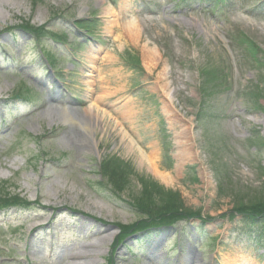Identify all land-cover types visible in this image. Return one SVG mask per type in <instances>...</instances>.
I'll use <instances>...</instances> for the list:
<instances>
[{"label":"rangeland","instance_id":"rangeland-1","mask_svg":"<svg viewBox=\"0 0 264 264\" xmlns=\"http://www.w3.org/2000/svg\"><path fill=\"white\" fill-rule=\"evenodd\" d=\"M113 1L115 6L107 0H0V30L32 24L49 27L52 33L62 36L67 33V19H72V23L82 17L91 23L96 21L87 26L94 40L109 42V57H99L98 66L94 65L97 72L88 81L83 77L88 73L87 67H93L92 59L88 63L91 44H74L75 62L63 58L54 42L43 44L54 68L62 72L70 95L83 101L92 90L95 96L93 103H88V99L86 107L78 110V115L92 120L84 123L76 117L67 125H49L45 117H40L47 105L45 91L36 86V81L45 83L47 79L40 73V57L35 55L32 42L17 35L16 47L11 46L20 62L14 63L15 71H0V98L19 97L35 102L41 110L10 133H4L7 136H0V200H35L46 211L38 209L21 219L14 217L19 221L11 224L28 220L19 230L7 224L0 226V264H78L76 255L82 254L79 264H110L107 258L113 249L109 251L106 245L107 234H117L112 225L135 226L142 219L126 201L155 213L154 217L158 212L173 216L179 211H199L200 219L208 221L209 225L197 231H192L196 224L185 225L186 234L179 238L181 264H208L213 259L215 264H257L258 249L248 244L249 238L256 237L252 231L255 228H251L249 220L236 217L239 214L235 206L239 208L243 203L251 208L258 201L264 202V112L256 111V107L248 109L246 97H241L245 89H264V69L260 70L263 66H252L250 54L254 53L250 47L254 45L260 50L256 59H264L263 0H225L213 10V17L207 13L176 16L165 11L134 18L127 10L137 0ZM147 1L152 10L162 5V0ZM106 9L107 16L103 11ZM55 17L66 20L62 24L53 20ZM111 22L112 27L108 25ZM128 23L136 26L137 32L127 31ZM68 38L72 40V36ZM153 49L155 53L150 55ZM66 52L69 51H63ZM225 74L236 90L241 89L238 99L231 92L225 93L221 80ZM129 90L135 92L136 98L126 100L128 103L122 107V103L117 104L115 114L108 115L98 108L101 99L122 96ZM158 91L170 93L175 108L172 113L162 102L159 104L162 99ZM202 93L206 97H201ZM120 96L111 101L117 103ZM260 96L258 105L264 108V95ZM200 99L206 110L200 112V121L194 125L197 129L192 131L193 124L184 127L181 118L191 121ZM96 112L98 118L92 117ZM96 120V149L82 150L81 131ZM128 130L143 151L132 142L135 148L171 182L153 174L145 163L139 166L137 150L127 153L128 143L122 135ZM29 135L43 137L39 149L52 159V164H39ZM99 167H105V179L114 192L99 183ZM43 175L49 180H42ZM260 213L264 215V211ZM224 214L235 218L226 222ZM53 217L56 224L45 238L39 228L51 224ZM258 228L261 235L264 225ZM65 230L72 232L67 234ZM53 233L55 253L48 261L43 245L50 246ZM198 237L197 248L194 243ZM213 238L220 243L218 257L211 254ZM136 241L137 238L129 242L131 253L138 252L143 257L134 260L128 252L119 250L112 258L113 264H175L173 233L151 234L141 246L134 245ZM6 258L15 260L8 262Z\"/></svg>","mask_w":264,"mask_h":264},{"label":"bare ground","instance_id":"bare-ground-1","mask_svg":"<svg viewBox=\"0 0 264 264\" xmlns=\"http://www.w3.org/2000/svg\"><path fill=\"white\" fill-rule=\"evenodd\" d=\"M103 11H105V14H106L105 16H107L109 11L107 9L103 10ZM108 25H111V27H112V22H111V24H108ZM113 26H115V25H113ZM108 28H110V26ZM136 28H137L136 26H133L130 23H128V25L126 27V30L127 31H131V32L133 30L134 32H137ZM107 33L111 34V29ZM149 52H150L149 53L150 55L153 52L155 53L154 49L149 51ZM108 57L109 56H107V54H106V56H104V59H106ZM91 59L96 60L94 55L89 58V62H90ZM70 114L71 113H68V112H66V111H64V110H62L60 108L50 107L49 106L45 111H43L40 114V117H45L47 119L48 124L51 125V124H54V123H57V122L58 123H69L70 122V116H71ZM73 114H78V113L77 112H73ZM92 117H97L98 118V113L97 112L94 113V115ZM94 122H95V124L94 123H89L88 126H86V129L82 128L83 129L81 131V133L83 135V138H81V145H82L81 148H82V150L92 151V149H96V143H95V140L93 139V134H94V131H95L96 127L99 128V126H98L99 125L98 124L99 121L96 120ZM122 136H123L122 137L123 140L127 141V143H128V145H125L128 154L131 153V152H134L135 150H137V148H135L133 143L129 140V138L125 134H123ZM135 154H136L135 156H136V160H137V163L139 164V166H144L143 164L145 163V166H149L152 169L151 171L153 172V174L155 172V173H157L159 175L158 177H161L165 181L171 182V178L168 177V175L166 173H165L166 175H164L162 172L160 173V171L158 173L157 167L152 163V160L149 157L143 156L142 154H140V152L138 150H137V152H135ZM82 253H84V252H82ZM83 255L84 254L76 255V256L80 257V256H83Z\"/></svg>","mask_w":264,"mask_h":264}]
</instances>
